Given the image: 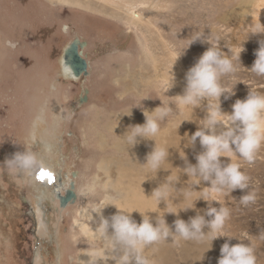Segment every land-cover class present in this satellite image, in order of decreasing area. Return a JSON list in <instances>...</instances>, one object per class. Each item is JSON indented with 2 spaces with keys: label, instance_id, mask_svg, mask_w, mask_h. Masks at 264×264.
I'll return each mask as SVG.
<instances>
[{
  "label": "rangeland",
  "instance_id": "374dc122",
  "mask_svg": "<svg viewBox=\"0 0 264 264\" xmlns=\"http://www.w3.org/2000/svg\"><path fill=\"white\" fill-rule=\"evenodd\" d=\"M100 8L84 0H0V264H109L108 258L96 259L104 246L91 234L97 228L90 221L98 206L114 200L107 186L112 182L105 178V173L110 175L108 164L146 161L142 140L132 149L127 144L126 151V143L118 145V129L123 136L129 126L145 122L144 110L151 112L163 102L172 111L159 122V133L181 125L185 117L192 122L181 125L180 136L193 134L194 122L206 116L207 101L181 110L173 97L183 94L186 72L210 45L197 41L187 49V39L201 34L226 53L229 47L244 46L241 63L249 69L264 40V0H160L154 9H141L138 21ZM77 39L86 43L89 75L69 81L62 76L60 59ZM234 63L236 71L221 79L225 88L235 91L228 99L221 97L226 113L237 99L247 97L249 88L264 93V76ZM35 123L41 125L37 139ZM190 124L193 130L186 127ZM45 140L54 144L51 151ZM118 146H124L127 157ZM181 147L182 152L189 149ZM25 148L41 162L31 175L2 166ZM191 151H196L190 155L196 164L194 156L203 151L199 140ZM233 160L250 177L249 190L256 192V200L244 206L239 203L241 190L218 195L202 190L208 184L196 186L198 190L190 186L193 202L218 199L220 204L213 206L230 213L224 233L233 239L203 243L211 245L218 264L224 243H249L244 234H250L257 264H264V238L259 236L264 234V146L251 163L239 156ZM41 171L53 179H38ZM70 184L75 200L61 208L56 194L65 196ZM206 208L204 200L196 202V209ZM183 246L172 242L156 250L158 264H182Z\"/></svg>",
  "mask_w": 264,
  "mask_h": 264
},
{
  "label": "clouds",
  "instance_id": "9594fccd",
  "mask_svg": "<svg viewBox=\"0 0 264 264\" xmlns=\"http://www.w3.org/2000/svg\"><path fill=\"white\" fill-rule=\"evenodd\" d=\"M255 34L260 33L254 32L253 35ZM187 40L190 41L187 49L197 41L210 46L186 72L183 94L173 98L176 107L181 110L185 107L199 108L205 100L207 105L206 116L194 122L197 124V130L193 134L185 133L182 137V140L186 141L184 147L194 148L199 140L203 151L195 156L196 164L188 162L185 153L180 156L185 161V167L180 169L189 177L188 180L193 182L194 189L201 184H208L210 186L202 190L218 195H231L234 191L241 190L244 194L239 198V203L247 206L255 202L256 192L249 190L250 177L241 170L240 164L234 162L233 157L239 156L251 163L256 153L264 146V93L249 88L247 97L243 100L237 99L232 105L231 113L224 112L221 97L228 99L235 95V91L225 88L221 79L236 71L235 61H239L245 68L241 63L244 46L229 47L226 53L201 34L193 33ZM5 43L12 48L16 46L11 41ZM259 45L254 53L256 59L253 65L250 69H245L256 76H264V40H261ZM171 111L172 108L165 106L163 102L162 106L151 112L144 110L145 122L129 126L124 135L119 137L130 146V149L135 148L141 139L155 141L154 137L160 132L159 122ZM168 155L169 151L160 147L155 141L154 148L146 155V163L142 166L158 170ZM221 158H227V162L222 161ZM40 163L37 157L25 148V151L16 152L11 158L6 159L2 166L10 172L28 176ZM167 180L168 178L165 183L153 190L151 198H155L158 202L166 201L167 194L164 189L168 187ZM182 190L185 192V202H188L191 190ZM201 199L207 203V208L204 210L196 209V202ZM199 200L190 203L182 210H195L197 214L194 217H190L187 222L177 218L171 226L167 223L165 215L163 217L158 215L154 224L152 217L140 213L142 221L138 223L132 218V213L121 212L118 208L116 214L106 218L103 216L106 207L98 206L96 212L99 223L96 230L104 238L107 246L118 252V255L113 257L114 264H151L149 258L143 254V248L169 238L177 245L181 240L201 242L210 239L213 243L220 237L233 239L224 233V224L230 215L229 210L221 205L219 208L214 207L213 202L219 203L218 199L210 202L208 198L201 197ZM167 214H175L179 217L175 212ZM205 228L208 229L207 232ZM259 236L264 238V234ZM244 239H248L249 243H244L242 240L235 245L224 243L218 264H257L250 234L245 233Z\"/></svg>",
  "mask_w": 264,
  "mask_h": 264
},
{
  "label": "bare ground",
  "instance_id": "6f19581e",
  "mask_svg": "<svg viewBox=\"0 0 264 264\" xmlns=\"http://www.w3.org/2000/svg\"><path fill=\"white\" fill-rule=\"evenodd\" d=\"M84 1H87L88 3H93L95 5H99L101 7L100 9L105 12L107 11L109 13H112L117 11L120 12L121 14H125L127 16V19L131 21H136V20L138 21L141 19L142 17V13L140 11L141 9L143 8L154 9L157 6H160V0H147L146 1L147 3L143 2L142 4H138L135 1L129 2L128 0H84ZM87 67H88V62H87ZM61 71H62L61 73H64L63 76L66 77L65 79L70 81L71 75L69 74V69L62 68ZM74 80H78V79H74ZM41 119L42 118L40 116L39 120ZM181 120L183 122L189 121L188 118L186 119L185 117L182 118ZM128 121L129 123L139 122V120H134V121L128 120ZM35 124H36L37 132H35L33 138L37 139L38 133L41 132L40 129L41 125L39 123H35ZM186 127H189L193 130L191 124ZM182 130H183V126L180 127V125L176 124L175 126H171L167 128L163 133L161 134L159 133L154 137L156 143L160 147L165 148L169 151L168 157L161 163L160 168L158 170H152L151 168L143 167L142 164H145L146 161L144 163L134 164V166L124 165L126 163L117 164L118 162L117 163L112 162L114 164L110 162L108 164V166L109 165L111 166L109 171L110 175L105 173L106 175L105 178H107L108 182H112V183H108L109 185L107 186H109V195L110 194L113 195L114 200L110 204H107V202L106 204H104L103 207H106L103 210L104 217L110 218L113 214L117 213L118 211L117 208H118L121 212H125L128 214L132 213L131 214L132 218L138 223L142 221V217L140 213L152 217L154 224L158 215L161 217L165 215V219L167 223L171 226L177 218L183 219L187 222L190 217L195 216V213H193L194 210L192 209L188 211H182L185 207H188L189 204L193 202L191 197H189L188 202H185V192L182 189H190V186L193 185V182L189 181L188 180L189 177L184 175V173L182 172L181 169L185 167V161L180 156L184 155L185 153L188 162L191 163L190 155L196 152V151L194 152L191 151V147H189L190 151H188L189 149L185 151L183 150V152L182 150H180V148L182 149L181 146H184L186 141H183L181 137H177L176 135L178 134L180 135V131ZM118 134L120 137H122V135H120L121 131L119 129H118ZM120 137L118 138V145L122 143L123 144L126 143ZM141 140L142 142L140 144L141 146L140 148H142V150H144V152H146L147 155L154 148L155 141L143 140V139ZM46 142L47 143H45V145L48 151H51V149H53L54 147V144H52L49 141ZM119 146H118V150L120 151V155L122 157L124 156L127 157V155H125L127 153L124 151V150L127 151L129 148V146H127V143L124 145L125 148L124 146L123 147H119ZM137 146H139V144ZM122 150L124 151L123 153ZM101 170L104 172L103 167L101 168ZM166 178H168L167 180L168 187L165 188L164 191L167 194V199L164 202L163 201L158 202L155 198H151V195L154 189H156L161 184L166 182ZM196 189L198 190L197 187ZM168 212H175L179 214V217H177L175 214H167ZM89 216L90 215H88L87 217ZM90 219H91L90 221L93 220L94 223H96L95 227L97 228V225L99 223V216L97 215V212H95L94 214L92 213V217ZM205 232H207L206 228H205ZM91 234H93L95 239L97 238L99 240L98 241L96 239L98 243L104 246L103 251H101L99 254L98 253L96 254L98 255L96 259L99 260L103 258L106 259L108 258L110 261L109 264L113 263V257L114 255L115 256L118 255V252L115 249L108 247L106 242L104 243L105 241L104 238L98 234L97 230H95ZM181 242L185 243L183 249L186 250V251L184 250L186 253L185 252L183 253L185 255H183L184 258L182 264H215V261L211 255V249L213 248L211 247L210 244L208 243L204 244L205 243L204 241L197 242L195 240H188V241L181 240ZM169 244H172L171 238H169V240L166 241H160L152 245H148L143 248V254L149 258L151 264H158L157 254H159L160 252L157 251L160 250L163 251V249L167 248ZM91 256L94 255L91 254Z\"/></svg>",
  "mask_w": 264,
  "mask_h": 264
},
{
  "label": "water",
  "instance_id": "95a60500",
  "mask_svg": "<svg viewBox=\"0 0 264 264\" xmlns=\"http://www.w3.org/2000/svg\"><path fill=\"white\" fill-rule=\"evenodd\" d=\"M86 43H81L78 39L64 48L62 57L60 59L61 68L69 69L71 79H80L82 76H88V68L86 60L82 57L80 49L84 50ZM64 73H62L63 76ZM64 77V76H63ZM66 78V77H64ZM74 184H70V188L66 191L65 196L56 194L61 203V208H65L68 204L75 200V195L72 192Z\"/></svg>",
  "mask_w": 264,
  "mask_h": 264
},
{
  "label": "snow or ice",
  "instance_id": "6c2138e0",
  "mask_svg": "<svg viewBox=\"0 0 264 264\" xmlns=\"http://www.w3.org/2000/svg\"><path fill=\"white\" fill-rule=\"evenodd\" d=\"M38 179L40 180H52L53 177L46 171H41L39 173Z\"/></svg>",
  "mask_w": 264,
  "mask_h": 264
},
{
  "label": "flooded vegetation",
  "instance_id": "af4514ba",
  "mask_svg": "<svg viewBox=\"0 0 264 264\" xmlns=\"http://www.w3.org/2000/svg\"><path fill=\"white\" fill-rule=\"evenodd\" d=\"M66 33H67V32H66ZM87 45H88V44H87ZM84 50H85V49H84ZM84 50H81V49H80V53L82 54V57H83V58H84ZM88 73H89V69H88ZM82 77H86V76H82ZM82 77H81V78H82ZM81 78H80V79H81ZM76 81H77V80H76Z\"/></svg>",
  "mask_w": 264,
  "mask_h": 264
}]
</instances>
